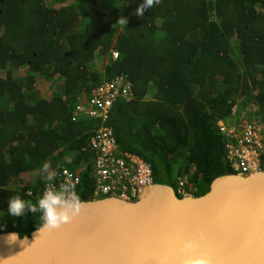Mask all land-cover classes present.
<instances>
[{
  "label": "trees",
  "instance_id": "16d2710c",
  "mask_svg": "<svg viewBox=\"0 0 264 264\" xmlns=\"http://www.w3.org/2000/svg\"><path fill=\"white\" fill-rule=\"evenodd\" d=\"M68 1L0 0V234L37 230L39 214L10 217L8 197L35 203L44 161L80 176L81 201L94 200L102 122L73 116L117 76L133 88L106 123L118 148L148 162L156 185L186 177L195 197L235 174L218 122L236 110L264 121V0H160L143 18V0Z\"/></svg>",
  "mask_w": 264,
  "mask_h": 264
},
{
  "label": "water",
  "instance_id": "95a60500",
  "mask_svg": "<svg viewBox=\"0 0 264 264\" xmlns=\"http://www.w3.org/2000/svg\"><path fill=\"white\" fill-rule=\"evenodd\" d=\"M11 233L0 234L4 264H264V171L219 177L201 197L155 184L136 202L83 201L51 233L9 244Z\"/></svg>",
  "mask_w": 264,
  "mask_h": 264
},
{
  "label": "built area",
  "instance_id": "2783aa9c",
  "mask_svg": "<svg viewBox=\"0 0 264 264\" xmlns=\"http://www.w3.org/2000/svg\"><path fill=\"white\" fill-rule=\"evenodd\" d=\"M132 96L131 82L123 76H117L95 90L88 101H79L75 108L74 122L87 119L102 122L91 139V150L95 154L94 200L117 198L136 202L148 187L154 185L152 166L138 155L123 153L118 148L113 131L106 126L114 102L120 98L131 101ZM236 113L233 122L219 121L218 130L224 139L229 166L236 175L247 177L264 171V121L251 117L246 111L237 110ZM65 183L75 184V191L79 195L81 178L65 167L51 183L47 182L41 194L36 196V201L46 189H59ZM174 190L179 198L194 196L196 191L186 177L177 179Z\"/></svg>",
  "mask_w": 264,
  "mask_h": 264
},
{
  "label": "clouds",
  "instance_id": "9594fccd",
  "mask_svg": "<svg viewBox=\"0 0 264 264\" xmlns=\"http://www.w3.org/2000/svg\"><path fill=\"white\" fill-rule=\"evenodd\" d=\"M159 3L160 0H143L136 7L134 15L143 18L147 9L153 8L155 4ZM127 22V18L121 16L114 25H127ZM40 172L42 178L48 183H51L57 176V172L52 169L49 161L42 162ZM81 208L82 201L75 191V184L65 183L59 189H46L35 203L23 199L19 194L8 197L7 213L15 219L25 217L29 212L33 215L39 214L40 224L37 225V231L40 236L44 233H51L70 223L79 214ZM17 239L18 234L11 233L7 237V242L11 244ZM185 247L187 249L194 248V242L189 241ZM0 264H4V260H0ZM193 264H207V262L199 260L193 262Z\"/></svg>",
  "mask_w": 264,
  "mask_h": 264
},
{
  "label": "rangeland",
  "instance_id": "374dc122",
  "mask_svg": "<svg viewBox=\"0 0 264 264\" xmlns=\"http://www.w3.org/2000/svg\"><path fill=\"white\" fill-rule=\"evenodd\" d=\"M74 2V0H69L68 1V4H71V3H73ZM61 5H57L56 7H60ZM15 75H17V72H15ZM43 87V86H42ZM48 90H49V88L47 89H44V91H47L48 92ZM237 111V110H236ZM263 165H264V160H263ZM38 175V173H33V175H31V178H35L36 176ZM173 188H175V186L173 187Z\"/></svg>",
  "mask_w": 264,
  "mask_h": 264
},
{
  "label": "bare ground",
  "instance_id": "6f19581e",
  "mask_svg": "<svg viewBox=\"0 0 264 264\" xmlns=\"http://www.w3.org/2000/svg\"><path fill=\"white\" fill-rule=\"evenodd\" d=\"M234 175H236V174H234ZM250 176V175H249ZM244 177V176H243ZM248 177V176H247Z\"/></svg>",
  "mask_w": 264,
  "mask_h": 264
}]
</instances>
